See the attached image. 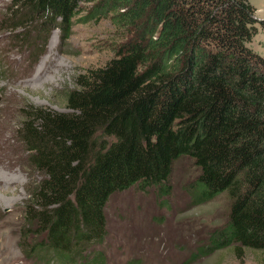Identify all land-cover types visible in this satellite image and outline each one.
I'll return each mask as SVG.
<instances>
[{
  "label": "trees",
  "instance_id": "obj_1",
  "mask_svg": "<svg viewBox=\"0 0 264 264\" xmlns=\"http://www.w3.org/2000/svg\"><path fill=\"white\" fill-rule=\"evenodd\" d=\"M77 1L13 0L7 30L40 22L36 31L56 27L66 41ZM97 1L96 12L122 9L118 20L133 36L76 77L64 94L68 112L20 109L17 135L42 177L24 205L23 252L45 264H105L103 253L85 254L107 236L110 197L139 188L169 198L181 157L200 170L194 205L233 195L226 224L191 260L232 246L264 252V58L249 47L255 8L249 0Z\"/></svg>",
  "mask_w": 264,
  "mask_h": 264
},
{
  "label": "rangeland",
  "instance_id": "obj_2",
  "mask_svg": "<svg viewBox=\"0 0 264 264\" xmlns=\"http://www.w3.org/2000/svg\"><path fill=\"white\" fill-rule=\"evenodd\" d=\"M12 1L0 0V264H45L27 257L21 243L24 205L42 177L30 167L29 152L17 135L20 109L29 105L68 112L64 94L74 88L76 77L114 58L132 38L133 29L118 20L123 10L115 4L103 14L95 11L97 0H79L66 41L56 27L36 31L40 22L28 32H10L7 14ZM249 3L259 22L249 47L264 58V0ZM24 35L25 45L16 42ZM199 175L194 161L181 157L174 164L169 198L159 201L154 189L139 188L111 196L107 236L88 248L86 259L99 251L105 264H261L264 252L235 246L191 260L224 227L233 201L232 193L225 192L194 205L192 192Z\"/></svg>",
  "mask_w": 264,
  "mask_h": 264
},
{
  "label": "crops",
  "instance_id": "obj_3",
  "mask_svg": "<svg viewBox=\"0 0 264 264\" xmlns=\"http://www.w3.org/2000/svg\"><path fill=\"white\" fill-rule=\"evenodd\" d=\"M255 16H256V14H255Z\"/></svg>",
  "mask_w": 264,
  "mask_h": 264
}]
</instances>
